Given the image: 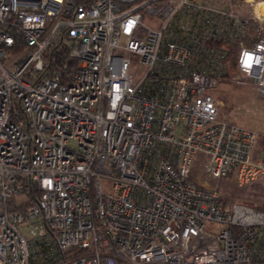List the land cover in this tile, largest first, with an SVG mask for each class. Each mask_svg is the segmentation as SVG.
I'll return each mask as SVG.
<instances>
[{
    "label": "built area",
    "instance_id": "obj_1",
    "mask_svg": "<svg viewBox=\"0 0 264 264\" xmlns=\"http://www.w3.org/2000/svg\"><path fill=\"white\" fill-rule=\"evenodd\" d=\"M225 79L264 99V0H0V264H264V211L189 181L264 179Z\"/></svg>",
    "mask_w": 264,
    "mask_h": 264
},
{
    "label": "rangeland",
    "instance_id": "obj_2",
    "mask_svg": "<svg viewBox=\"0 0 264 264\" xmlns=\"http://www.w3.org/2000/svg\"><path fill=\"white\" fill-rule=\"evenodd\" d=\"M219 102V117L229 119L236 126L250 129L264 139V99L258 97L248 85L238 86L228 79L218 83L211 91ZM261 147V140L259 141ZM205 159L202 155L194 157L189 174V181L196 184L207 183L217 189L223 199L246 207H264V179L258 178L240 184L235 175L222 180L207 179L202 171Z\"/></svg>",
    "mask_w": 264,
    "mask_h": 264
},
{
    "label": "trees",
    "instance_id": "obj_3",
    "mask_svg": "<svg viewBox=\"0 0 264 264\" xmlns=\"http://www.w3.org/2000/svg\"><path fill=\"white\" fill-rule=\"evenodd\" d=\"M50 61L51 59H54V61L51 62V64L49 65L50 68H55V69H60L62 68V64L66 63L68 65L69 68L73 67V62L66 60L65 56H58L56 55L55 57H50L48 58ZM229 67L233 68L234 66V57H229ZM226 203H230V200H227L226 198L223 199ZM253 208V207H252ZM255 210L258 211H264V207H254Z\"/></svg>",
    "mask_w": 264,
    "mask_h": 264
}]
</instances>
